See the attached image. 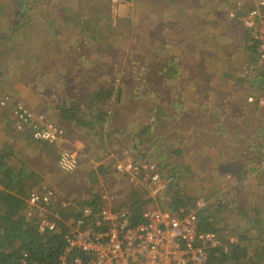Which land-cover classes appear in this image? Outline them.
<instances>
[{"label":"rangeland","instance_id":"1","mask_svg":"<svg viewBox=\"0 0 264 264\" xmlns=\"http://www.w3.org/2000/svg\"><path fill=\"white\" fill-rule=\"evenodd\" d=\"M67 1L74 3L77 0ZM93 1L108 3L107 12L105 10L96 12L100 13L108 23L105 27H109V31L108 35L103 38H97L96 51L89 57V63L93 66L96 65L94 68L101 69L92 72L90 80L105 87L107 93L103 103L107 108L100 106L101 109L97 113L106 114L108 110L112 112V120H109L108 115L105 118V125H109L112 131L120 137L114 143V152L110 158L112 162H96L89 168L90 172L86 165L80 166L84 163L83 160L79 163L78 172L70 175L71 178L69 176L67 179L61 180L58 185L65 186L67 184L70 187H78L82 195L79 201L88 199L95 193L96 197L106 193L113 199L116 198L121 201L120 205L125 207L130 199L126 198V195L130 194L131 188L125 178L114 171L113 164L118 158H134L136 161L146 162V164L154 163L151 160L164 159L166 161L160 163L173 168L186 165L187 171L183 173L187 176L188 172L192 178L190 187H194V184L200 183L203 178L200 175L203 171L201 169L203 165L196 160L202 158L203 154L196 151L195 143L189 139L197 130L195 124L211 120L209 108L213 112L211 122L218 118L220 125L225 128L224 133L228 136L227 143L229 146L231 143L242 145L232 154L227 155L229 168L218 171L220 169H217L216 166L209 167V175L206 178L219 176L223 180L226 178L228 181H232L235 175V179H238L239 165L240 167L250 166L257 169L256 171L249 169L251 174L260 172L261 175H264V171H261L264 167L263 161H261L264 159V155L256 157L255 161L250 162L251 165H247L246 163L249 161L245 158L244 153H247L248 148H242L244 143H250L251 147L264 144V129L262 128L264 121L258 119L257 115L255 117L246 116V120L235 118V112L245 113L243 98L250 94L246 85L242 86L243 78H240L239 74L244 73L249 64L254 65L252 70L256 69L257 60L256 55L254 56L253 53L245 50V44L248 43L244 41L243 36L238 38V35H234L237 41H230H236L239 44L235 48H231L227 44L228 35H191L192 28L197 29L198 25L196 24L200 19L199 13L201 11L189 0H187V7H182L179 11H175L176 5L174 3L173 8H163L154 0H144L143 2L134 0L128 3H121L119 0ZM158 9L159 12H157ZM226 9L229 10L230 6L227 5ZM92 12L95 14V11ZM213 26L204 29V32L210 31ZM186 29L189 35H184ZM73 32L76 31L73 30ZM91 35H94V32ZM218 38L225 41L222 56H220L218 48L202 41L207 39L214 45L216 41H219ZM199 40H201V44L197 43ZM183 41L187 46H191L192 49H196L200 53L205 51L207 54L204 59L196 64L194 62L195 54L191 49L183 59H178L175 53ZM150 51L155 54V59H148ZM21 52V50L18 51L19 54ZM227 55H230L229 58ZM185 62L189 64L184 66ZM222 75L225 77L220 79ZM24 78L33 79L35 77L33 73L24 71L23 65H20L19 72L11 70L9 74L4 73L0 81V92L5 93V91H9L8 89H11L12 92L15 81L21 83ZM206 78H208L209 87L189 93L188 97L192 99L189 101V105L188 101L181 100L196 80ZM120 83H122L121 93L118 97L108 101L112 87H117ZM237 84L241 87L238 95L235 94ZM247 84L249 85V83ZM16 92L11 93L13 102L35 113L21 97L16 96ZM21 96L25 97V94L21 93ZM226 98L235 100V103L227 104ZM180 101L187 104L190 110L193 108L202 109L201 118L191 119V115L188 118L184 115L179 120L171 121L168 124L166 121L164 127H162L164 124L162 126L157 124L156 116L151 110H155L156 106H159L167 116H172L176 110L174 104L179 105ZM10 110L12 108H0V151L5 147L8 154L11 155L10 165H12L14 161H17L15 160L17 155H21L22 149L19 152L14 151V149L12 151V146L7 147V139L13 141V147L18 145V148H21L19 138L23 137V140L25 133L12 130L11 124L15 120ZM91 113L95 112L91 111ZM42 114L47 117L44 113ZM97 117L100 118V115L97 114ZM256 124L259 125L255 126ZM244 125L255 130L245 129ZM152 126L154 130L159 131L158 133L155 132V137H148L145 141L144 133L146 132L144 130L152 128ZM134 150L138 154L136 152L133 154ZM175 151H180V153L175 155ZM100 153H97L96 156ZM235 153H238L239 157H230ZM143 156L144 159L140 160ZM232 162L236 167H231ZM103 169H106L107 173L101 175L100 172ZM83 172L85 173L82 175ZM74 175L75 177H73ZM183 181L181 186L185 184L186 179L184 178Z\"/></svg>","mask_w":264,"mask_h":264},{"label":"crops","instance_id":"2","mask_svg":"<svg viewBox=\"0 0 264 264\" xmlns=\"http://www.w3.org/2000/svg\"><path fill=\"white\" fill-rule=\"evenodd\" d=\"M177 1L175 11L181 10L182 7H187V0ZM189 1H191V4L193 3L195 7L200 9L196 5L200 0ZM7 2L8 0H0V8ZM92 3L93 0H77L74 3H69L67 0H52L50 3L52 8L50 6L45 7V10L50 9L48 15L45 17V22L46 24H48L49 21L51 22L52 9H55L57 11L56 13L54 12L56 14V19H61L62 21L55 26V38L52 37L49 40L44 39V41L43 38L46 35H31L34 40L27 42V46L23 47L20 54L18 53L16 60L12 57L14 63H17H15L17 68L14 70L19 72L20 65H23L24 71L33 73L35 77L33 79L24 78L21 83H16L15 81L12 93L17 91L16 96L21 97V99L27 103L29 108L34 110L35 113H44L49 121L62 126L66 131L65 137L51 146L46 143L37 142L33 138L32 140L31 138L25 137L22 140L23 137H21L19 138L21 140L19 143L21 148H18V145H16L15 148L13 147V141L7 139V147L12 146V151L14 149V151L19 152V150L22 149V153H20L21 155H17L15 159L17 161H14V164L11 166L17 173H19L21 178H24L28 182L30 186L29 195L33 192L40 191L39 183L40 186L42 183H46L53 191H55L58 200L60 201L81 199L82 195L78 190V187L67 186V182L64 183L66 184L65 186L58 185L61 180L69 177L61 174L57 169V158L63 151L76 152L78 154L79 163L84 160V163L80 166L86 165L88 170L96 162H112L110 161V158L114 152L115 133H113L114 131H112V129L106 128L109 125L102 124L101 118L100 120L96 119L97 114L100 115V117L102 115L97 113L101 109L99 107L101 105L100 102H98L100 105L97 104L96 107L93 106L99 84L90 80L91 73L97 72L96 70H98L97 68H94L96 65L93 66L89 63V57L94 51H96V43L98 42L96 35H91V33L94 32V13L91 9ZM208 3L209 4L204 10L200 9V19L196 24L198 25L197 29L195 30L192 28L191 31L189 30L191 35H228V42L226 41L227 44L229 47L235 48L239 43H236L237 40L234 35H238L239 38L241 35L244 37L248 31L254 33L253 29L245 28L243 25V18L246 10L256 5L254 0H210ZM214 3H218L219 9H214ZM164 5L168 8H173V3H166ZM227 5L232 6L231 9L227 10ZM98 6L106 12V7H109L106 2H100ZM236 11H238V13H235L234 20H231L229 14ZM157 12H159V9ZM218 13L223 14V18L220 17ZM81 17H84L85 20H81ZM66 19L72 20L73 24L70 27L64 22ZM78 21L84 22L86 28L89 30L84 31L79 28V31L74 33L73 30L77 31L80 26ZM39 23H42V20H40ZM212 25L214 26L210 28V31L204 32V29L206 30ZM184 35H189L187 29L185 30ZM38 36H41L42 38L39 39ZM27 37H29V35H27ZM58 37H60L61 40H58ZM13 39H15V37L8 38V40L12 42ZM202 41L218 48L220 56L224 54L225 41L219 39L214 45L207 39ZM93 43L94 45L92 46ZM197 43L201 44V40ZM15 44L16 43L13 42L12 45ZM253 48L254 46L245 44V50L252 51ZM190 49L195 54L194 62L196 64L202 61L207 54L205 51L200 53L198 50L192 49L191 46H187L185 41H183L176 50L175 55L181 60L187 55ZM103 50L106 51V49ZM151 54L152 59H155V54L152 52ZM227 56L229 58L230 55ZM75 58L81 59L83 61L82 64L79 63V65H75L73 63ZM187 64L189 63L185 62L183 65L186 66ZM256 64L255 68L260 66L257 63V60ZM100 70L101 69L98 71ZM223 77L224 75H222L220 79H223ZM260 79L253 80L249 83L250 86L247 83L242 85H246L250 94L245 96V100L243 98V110L245 113L241 114L240 112H235V118L246 120V116L255 117V115H257L258 119L264 121L263 116L256 111L252 105L248 104L246 100L250 95H260L262 93V86L259 84ZM208 87V78L196 80L185 93L188 105L189 101H192V99H189L188 97L189 93H193V91H198L200 89H206ZM240 88V85L237 84L235 89L236 95H238V91L240 93ZM21 93H24L25 97L21 96ZM225 102L227 104H234L235 100L226 98ZM68 103H73V105L69 106ZM181 107L184 108H181L180 113L178 109L172 113V116L166 115L164 117L155 118L157 124H161V126L164 124L162 126L164 127L166 121L168 124L171 121L179 120L184 115L186 118L191 115V119L201 118L202 109L193 108L190 110L187 104H184ZM93 110H96V112L91 113ZM208 111L209 117L212 120L213 112L210 108ZM217 119H214L212 122L209 120L208 122L204 121L195 124L197 130L193 132V136L189 139L195 143L194 146L196 151H200L204 154L202 158L196 159L203 165L201 166L203 171L200 173L203 178L200 183L194 184V189L199 190V188L203 189L205 187H212V189L218 190L220 187L224 188V191L229 190L231 192L230 200L237 196L235 204L240 206L229 213L230 220L225 221V218L217 217L218 222L222 226L227 227V232H222L221 234L217 233V238L222 243V241L226 239L227 241H237L234 237L240 235L243 239L241 247L245 248V251L242 249L245 262H248V264H264V175H261L260 172L251 174L247 169L249 166L240 167L239 165V167L237 166V173L239 175L238 179H235V175L233 176L232 181H228L226 178L223 180L219 176L210 179L209 177L206 178L209 175V167L216 166L217 169H220L218 171H224L229 168L230 165L227 160V155L232 154L242 145L240 143H231L229 146V143H227L228 136L224 133L225 128L220 125ZM258 125L259 124H256L255 126ZM244 128H248L250 131L255 130L247 125H244ZM262 128L264 129V123L262 124ZM246 147L248 148L247 158L253 159L246 164L251 165L250 162L255 161L256 159L253 158L255 152L253 154L251 151L253 150V147H251L250 143H244L242 148L245 149ZM99 151H103L104 153H100ZM97 153H100V155L96 156ZM25 155H27V157H25ZM235 156L239 157L238 153H235L230 157ZM262 160L263 159H261V161ZM80 166L78 165L77 172ZM231 167H236L233 162ZM261 171H264V169ZM84 173L85 172H83L82 175ZM73 177H75V175ZM209 188L205 190H208ZM76 191L78 192L75 195ZM69 203L70 202L68 201V204ZM62 205H64V203L57 206ZM29 209L28 205V210ZM224 215H227V213L222 216ZM241 231H245L247 234L244 235Z\"/></svg>","mask_w":264,"mask_h":264},{"label":"trees","instance_id":"3","mask_svg":"<svg viewBox=\"0 0 264 264\" xmlns=\"http://www.w3.org/2000/svg\"><path fill=\"white\" fill-rule=\"evenodd\" d=\"M119 1L121 3H128L129 1L133 2L134 0ZM137 1L143 2L144 0ZM154 1L155 3L158 2V4H160V7L163 8H166V6L164 5L166 3H174L176 5V3L178 2L177 0ZM208 1L210 0H200L196 3V5L201 10H204L205 7L209 4ZM51 2L52 0H8V2L3 4V6L0 8V81L4 73L9 74L11 73V70L17 68V66H15L14 64V61L12 60V57H14V60H16L18 51L20 49L22 51L23 47L27 46L28 41L34 40L31 35H46L43 40H49L52 37L55 38V26L61 23L62 21L61 19H56L55 13L57 11L55 9H52L53 12L51 14V22L49 21V23L46 24L45 17L46 15H48L50 9L45 10V7L50 6ZM99 3L100 2L96 3L93 1L91 7L92 11H95V14H93V28L94 35H96L97 38H103L105 35H108L109 27H105L108 23L104 20L100 13L96 12L98 10H102L98 6ZM229 4L232 5L231 3ZM218 6V3H214L213 5L214 9H217ZM50 7L52 8V6ZM231 7L232 6H230V9ZM235 13H238V11L231 12L229 14V18L231 20H234L233 18L235 17ZM218 15L223 18V14L218 13ZM83 19L84 17H81V20ZM40 20H42V23H39ZM64 22L69 27L73 24L72 20L70 19H66ZM78 23H80V26L78 27L75 33L79 31V28L84 31L89 30L86 28L84 22L78 21ZM27 35H29V37H27ZM253 35L254 33L252 31H248V33L243 37L244 41L246 43L250 42L252 40ZM9 37H15V39H13V42L16 43L15 45H12L13 42L8 40ZM38 37L39 39L42 38L41 36ZM58 40H61V38L58 37ZM253 46L254 48L252 49V51H249V53H253L255 56L257 54V45L253 44ZM172 54L174 55V53ZM148 59H152L151 51L148 54ZM82 62L83 61L79 58H75L73 60V63L75 65H79V63L82 64ZM247 68L248 69L245 70L244 73L239 74L240 78H243V80L241 81L242 85L246 83H251L253 80L260 79L264 76V68L261 66H258L256 69L252 70L254 68V65L249 64L247 65ZM121 88L122 83L117 85V87H112V92H109L110 96L108 101L113 100L114 97H118L121 93ZM8 90L9 91H5V93L0 92V102L3 101L5 98L11 96V89ZM106 93L107 91L105 87L99 84L95 96V102L93 103L94 107H96L97 104H101V107L107 108V106L103 103L105 99L104 96L106 95ZM181 100L186 101L185 94L183 95ZM98 102H100V104ZM68 105H73V103H68ZM174 105L176 106V110L179 109V113L181 111V108H184L181 107L184 105V102L182 101H180L179 105ZM10 108H13V106L11 105L9 109ZM151 111L155 114L156 118L166 116V113L163 112L159 106H156L155 110ZM10 112L12 115V110H10ZM93 112H96V110H93ZM111 114L112 112L108 110L106 114L101 115L100 118L102 120V124L105 125V118L108 115L109 120H112ZM100 118L97 117L96 119L100 120ZM60 127L65 131L62 126ZM11 128L13 131H18L16 129L15 122L11 124ZM108 128L111 129L110 126H108ZM158 131L159 130H154L153 126L152 128L144 130V132H146L144 133L145 141L148 137H155V132L158 133ZM18 132L25 133V137L32 139V132L30 131V129H24ZM119 137L120 136L116 135L115 133L114 143H116V139H119ZM252 149L253 150L251 151L253 152V154L255 152L253 158L264 155V144H259L258 147H253ZM135 152L136 151L134 150L133 154ZM174 153H176L175 155H178L180 151H175ZM136 154H138V152H136ZM200 154L203 153L200 152ZM247 154L248 153H244V156L247 161L253 160L248 159ZM10 156L11 155L8 154V151L5 150V147L2 151H0V264H59L60 256L64 254V247L66 244V233L71 228L75 227L79 221H83L84 223H88L89 221H91L92 223L94 222V218H87L83 215L81 207L88 206L99 208V198L98 196L96 197L95 193L91 197L83 201H60L58 200L55 191H53L55 193L56 199L48 207L47 212L45 213V219L50 222H56L57 228L55 231L45 230L44 232H41L38 229L39 219L34 213H31L28 210L27 199L30 193V186L28 182L24 178H21L19 173H17L14 168L10 165ZM143 159L144 156L140 158V160ZM151 161H156L160 163L161 161L166 160L156 159ZM262 161L264 165V159ZM159 167L169 173V179L172 175L174 181L170 183L171 187L169 191L163 195V199L160 201V204H157L156 202L152 201L148 191H146L144 188H132L130 192V199L125 205V208L129 212L130 227H135L137 225L146 223V220L143 217V213L146 211L147 207H153L154 205L159 206L161 210L171 212L177 217H184L187 214V208L198 196L197 194H205V192L209 190L213 194L214 201L212 203H209L206 207H204L197 213L199 220L198 228L200 227L199 230L201 233H213L217 235V233L221 234L222 232H227V227L222 226L218 222L217 217H223L225 218V221L230 220L229 213H231L233 209L240 206H237V204H235L237 196L233 197L230 200L231 192L229 190L224 191V188L220 187L218 190H214L212 189V187H205L203 189L199 188V190H195L194 187H190V184L192 183V181L190 180L192 178L190 177L188 172L187 176H185V174L183 173L184 171H187L186 165H181L180 167L174 168L171 166L166 167L163 165H160ZM249 167H247L248 171H250ZM100 173L102 175L104 173H107V171L106 169H103ZM91 174L93 175V173ZM184 178L186 179L185 184L181 186L184 183ZM39 188L41 191L40 183ZM207 188L209 189L205 190ZM68 201L70 202L69 204ZM62 203H64V205L57 206ZM96 213H99V210L95 211V214ZM226 213L227 215L222 216ZM241 232L244 235L247 234V232L245 231ZM234 238L238 241L236 244L231 243L230 240L227 241L226 239L222 241L221 247L212 248L207 246L208 248H205L208 256L206 264H247L248 262H245L244 255L242 252V249H244L245 251V248L241 247L243 239L240 235ZM82 258L85 259V257Z\"/></svg>","mask_w":264,"mask_h":264},{"label":"built area","instance_id":"4","mask_svg":"<svg viewBox=\"0 0 264 264\" xmlns=\"http://www.w3.org/2000/svg\"><path fill=\"white\" fill-rule=\"evenodd\" d=\"M254 2L256 5L246 10L243 25L254 30L247 45H257V63L264 67V0ZM259 84L262 93L250 95L246 100L264 118V76ZM11 105L18 131L30 129L35 141L48 145L65 137V131L60 126L50 122L42 113L35 114L18 106L12 96L0 102L3 109H9ZM152 162L146 164L134 158H121L113 168L126 179L130 190L142 187L148 191L152 201L160 204L174 179L172 175L169 179V173L159 167L161 163ZM78 165L76 152L63 151L59 154L57 169L61 174H74ZM98 198L99 208L81 207L83 215L94 218V222L79 221L66 233L64 254L60 256L59 264H206L208 256L205 248L219 246L216 234L201 233L198 228L197 213L212 203V199L204 195L193 200L184 217L161 210L157 205L147 207L143 213L146 223L135 227H130L129 212L120 205L121 201L106 193L98 195ZM126 198H130V194ZM55 199V193L46 183H42L41 191L28 197L29 211L39 219L38 229L41 232L57 228L56 222L45 219V213ZM97 210L99 213L95 214Z\"/></svg>","mask_w":264,"mask_h":264},{"label":"flooded vegetation","instance_id":"5","mask_svg":"<svg viewBox=\"0 0 264 264\" xmlns=\"http://www.w3.org/2000/svg\"><path fill=\"white\" fill-rule=\"evenodd\" d=\"M197 195H198V197L201 195H204L205 197H209L210 199H212V202L214 201L213 194L209 190L207 192H205V194L202 193V194H197Z\"/></svg>","mask_w":264,"mask_h":264},{"label":"clouds","instance_id":"6","mask_svg":"<svg viewBox=\"0 0 264 264\" xmlns=\"http://www.w3.org/2000/svg\"><path fill=\"white\" fill-rule=\"evenodd\" d=\"M51 122V121H50ZM57 125V124H56ZM59 126V125H58ZM231 243H237L238 241L236 240H233V241H230ZM222 246V243L219 241V246L218 247H221ZM216 247V248H218ZM208 260V259H207ZM207 263V262H206Z\"/></svg>","mask_w":264,"mask_h":264}]
</instances>
